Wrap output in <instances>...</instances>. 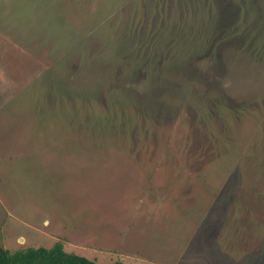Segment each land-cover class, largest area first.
<instances>
[{
	"label": "rangeland",
	"instance_id": "374dc122",
	"mask_svg": "<svg viewBox=\"0 0 264 264\" xmlns=\"http://www.w3.org/2000/svg\"><path fill=\"white\" fill-rule=\"evenodd\" d=\"M56 240L264 264V0H0V246Z\"/></svg>",
	"mask_w": 264,
	"mask_h": 264
},
{
	"label": "trees",
	"instance_id": "16d2710c",
	"mask_svg": "<svg viewBox=\"0 0 264 264\" xmlns=\"http://www.w3.org/2000/svg\"><path fill=\"white\" fill-rule=\"evenodd\" d=\"M0 264H97L94 260L63 249L60 240L54 241L49 247L27 246L8 250L0 246ZM103 264H123L114 260Z\"/></svg>",
	"mask_w": 264,
	"mask_h": 264
},
{
	"label": "water",
	"instance_id": "95a60500",
	"mask_svg": "<svg viewBox=\"0 0 264 264\" xmlns=\"http://www.w3.org/2000/svg\"><path fill=\"white\" fill-rule=\"evenodd\" d=\"M18 241H21V238H18Z\"/></svg>",
	"mask_w": 264,
	"mask_h": 264
}]
</instances>
